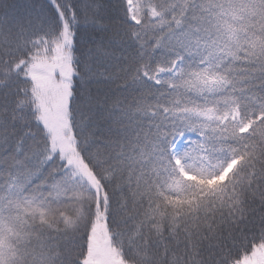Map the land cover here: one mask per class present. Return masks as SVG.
Here are the masks:
<instances>
[{
    "label": "snow or ice",
    "instance_id": "snow-or-ice-1",
    "mask_svg": "<svg viewBox=\"0 0 264 264\" xmlns=\"http://www.w3.org/2000/svg\"><path fill=\"white\" fill-rule=\"evenodd\" d=\"M0 264H264V0H0Z\"/></svg>",
    "mask_w": 264,
    "mask_h": 264
}]
</instances>
